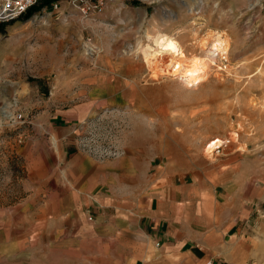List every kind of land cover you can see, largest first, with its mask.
Masks as SVG:
<instances>
[{"label":"rangeland","instance_id":"1","mask_svg":"<svg viewBox=\"0 0 264 264\" xmlns=\"http://www.w3.org/2000/svg\"><path fill=\"white\" fill-rule=\"evenodd\" d=\"M43 1L0 23V264L100 263L92 214L50 211L76 189L62 152L146 182L238 176L264 258V0ZM162 37L185 68L155 56Z\"/></svg>","mask_w":264,"mask_h":264},{"label":"crops","instance_id":"2","mask_svg":"<svg viewBox=\"0 0 264 264\" xmlns=\"http://www.w3.org/2000/svg\"><path fill=\"white\" fill-rule=\"evenodd\" d=\"M57 119L62 118L53 122L59 129ZM67 159L76 186L70 209L63 211L57 196L50 211L69 213L80 224L92 214L91 229H101L103 237L85 245L101 247L99 264L264 263L254 250V207L237 191L238 176L222 181L152 176L146 182L121 160L98 162L62 152L57 166ZM134 178L137 185L123 182Z\"/></svg>","mask_w":264,"mask_h":264},{"label":"built area","instance_id":"3","mask_svg":"<svg viewBox=\"0 0 264 264\" xmlns=\"http://www.w3.org/2000/svg\"><path fill=\"white\" fill-rule=\"evenodd\" d=\"M69 4L75 8L82 7L81 11L86 14L89 11H100L103 6V0H96L95 3L89 0H68ZM41 0H0V23L17 20L25 14L30 8L35 7ZM60 2L52 4V10L55 11L60 7ZM18 118H21L19 115Z\"/></svg>","mask_w":264,"mask_h":264},{"label":"bare ground","instance_id":"4","mask_svg":"<svg viewBox=\"0 0 264 264\" xmlns=\"http://www.w3.org/2000/svg\"><path fill=\"white\" fill-rule=\"evenodd\" d=\"M154 44H156L155 46L158 47V50L155 52V56H159L160 52H163L164 54H167L168 57H170V62H173L175 64V70H182L183 68H185L186 64H184L181 60L184 57L180 52L176 41L167 37H162L154 41Z\"/></svg>","mask_w":264,"mask_h":264},{"label":"trees","instance_id":"5","mask_svg":"<svg viewBox=\"0 0 264 264\" xmlns=\"http://www.w3.org/2000/svg\"><path fill=\"white\" fill-rule=\"evenodd\" d=\"M50 1H51V0H44V1H43V4H49ZM37 6H39V5H37ZM37 6H35V7H33V8H30V9L27 11L26 15L28 16V15H30L32 12H34V10L36 9ZM0 28H1V27H0Z\"/></svg>","mask_w":264,"mask_h":264}]
</instances>
